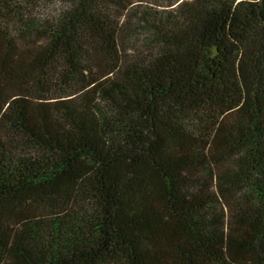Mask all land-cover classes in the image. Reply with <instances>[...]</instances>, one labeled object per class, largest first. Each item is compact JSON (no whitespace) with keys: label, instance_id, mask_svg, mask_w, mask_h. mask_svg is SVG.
<instances>
[{"label":"trees","instance_id":"trees-1","mask_svg":"<svg viewBox=\"0 0 264 264\" xmlns=\"http://www.w3.org/2000/svg\"><path fill=\"white\" fill-rule=\"evenodd\" d=\"M0 264H264V0H0Z\"/></svg>","mask_w":264,"mask_h":264}]
</instances>
